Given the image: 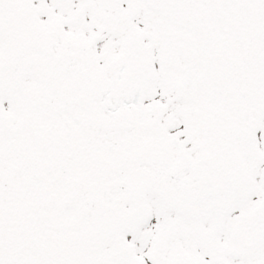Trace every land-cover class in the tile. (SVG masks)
<instances>
[{
	"label": "snow or ice",
	"instance_id": "snow-or-ice-1",
	"mask_svg": "<svg viewBox=\"0 0 264 264\" xmlns=\"http://www.w3.org/2000/svg\"><path fill=\"white\" fill-rule=\"evenodd\" d=\"M0 264H264V0H0Z\"/></svg>",
	"mask_w": 264,
	"mask_h": 264
}]
</instances>
